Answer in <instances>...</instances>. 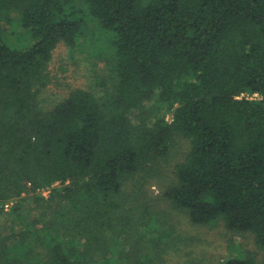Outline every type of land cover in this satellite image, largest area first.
<instances>
[{
  "label": "trees",
  "instance_id": "1",
  "mask_svg": "<svg viewBox=\"0 0 264 264\" xmlns=\"http://www.w3.org/2000/svg\"><path fill=\"white\" fill-rule=\"evenodd\" d=\"M14 13L27 47L2 27ZM91 23L113 34L112 90L47 109L55 50L80 47ZM177 138L190 148L170 206L264 252V0H0V264L164 262L177 239L124 208Z\"/></svg>",
  "mask_w": 264,
  "mask_h": 264
},
{
  "label": "rangeland",
  "instance_id": "2",
  "mask_svg": "<svg viewBox=\"0 0 264 264\" xmlns=\"http://www.w3.org/2000/svg\"><path fill=\"white\" fill-rule=\"evenodd\" d=\"M12 22H2L7 39L20 48L29 46L32 41L18 23V14L12 15ZM112 38L110 31H104L97 24L91 23L80 47L71 50L60 44L48 67L51 82L42 91L40 102L50 109L75 89L95 90L101 96L112 90L115 78L111 60ZM167 120H172L171 115H167ZM189 148L187 140L177 138L169 160L152 169L148 180L126 189L129 195L124 208L126 216L127 210L133 209L136 219L145 217L155 226L151 229L159 227L160 232L172 234L177 239L174 251L164 256V262L159 260L162 257H158L156 251L150 257L156 260L155 264H221L234 256H253L262 260L264 252L258 248L252 234L230 232L221 223L213 227L194 226L187 216L170 206L164 196L165 191L174 181L175 165L183 159ZM139 228L145 231L144 227ZM146 234L150 239L158 232L147 231ZM126 243L131 245L129 240ZM127 249L130 246H126ZM135 253L141 254L137 250ZM141 258V255L135 256V259Z\"/></svg>",
  "mask_w": 264,
  "mask_h": 264
},
{
  "label": "built area",
  "instance_id": "3",
  "mask_svg": "<svg viewBox=\"0 0 264 264\" xmlns=\"http://www.w3.org/2000/svg\"><path fill=\"white\" fill-rule=\"evenodd\" d=\"M243 96H245V95H242V97H243ZM246 97L249 98V99H256V98H260V95H259V94H254V95H252V96L247 95ZM49 193H50V190H49V189H45V190H43V194H44L45 196H47ZM13 205H14V201H13V200H10V201H8V202H6V203L4 204V208H5L6 211H8V210L11 209V207H12Z\"/></svg>",
  "mask_w": 264,
  "mask_h": 264
}]
</instances>
